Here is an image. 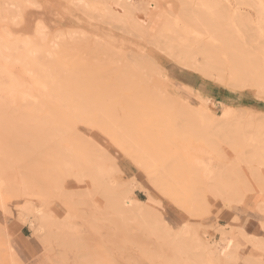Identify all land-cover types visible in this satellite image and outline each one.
<instances>
[{
  "label": "rangeland",
  "instance_id": "374dc122",
  "mask_svg": "<svg viewBox=\"0 0 264 264\" xmlns=\"http://www.w3.org/2000/svg\"><path fill=\"white\" fill-rule=\"evenodd\" d=\"M93 1L92 4L94 5L95 3L97 6L94 5L95 7H93L89 3V12L86 13L80 0H0V45H5V47L9 43L11 45L12 40L9 38V32L19 36L21 32L27 31V23L34 19H40L48 28V32L45 34L50 35L54 42L59 45L61 40L65 41V43L69 41L63 48L66 49L67 47L68 49V45L71 47L69 51L73 52L74 62L78 61L81 63L83 61L81 58L86 55L82 62L83 64L78 62L76 64L83 66L88 62L85 60H89L90 64L99 63L101 67L104 64L102 74L92 75V79L95 81L104 79L103 81L108 82L112 76V80H114L113 78L120 74L118 73V68L120 67L121 72H124V67L130 63V59L133 60V64L140 61L139 63L144 66L141 62L143 58L146 60V65L150 66L148 68L145 65L146 69L141 74L148 78L144 77L146 80L145 87H151V89L148 87L147 91H152V86L159 81L165 88L164 93H169L176 103L182 107H189L198 116L199 113H203L202 110H198L200 100H208L210 105H214L211 109L215 115H219L224 107L234 109L235 115L233 118L238 122H242V131L240 133H250L251 129L249 130V126L251 124L264 125V113L259 112L264 111V94L257 93L251 88L242 90L234 86H226L217 80L206 78L199 70L194 71L180 63V45L170 46L165 37L163 38L160 35L157 37V32L154 31L162 21L163 15L160 8H149L148 5H144L143 0H133L132 9H134L133 11L138 17H135L134 13L133 15L123 13L118 19L113 18L112 20L110 19L111 17L107 16L109 14L108 10L101 5L103 2L101 0ZM97 1L99 2L97 3ZM245 1L248 3H245ZM250 1L256 3V0H241V3L239 0H217V2L215 1L216 5L212 6L215 3L213 2L210 7L213 9L211 11L216 13L218 10H222L225 14L229 13V18L233 17L231 14L236 15V11L243 12L251 21L250 25H245L247 28L241 27L246 32L244 34L247 42L255 50L259 49L258 52H263L264 39L262 38L264 37H258L256 33V30L261 28L258 12H255L253 6H250ZM259 1L264 3L263 0ZM191 3L192 9L198 7L195 0ZM28 4H37L40 7L30 9L26 7ZM167 5L174 7L173 13L176 15H172V18L176 26L181 28L183 26L182 22L186 23V20L178 17L182 7L180 0L163 1L162 7L167 8ZM263 5H258L260 11ZM262 12L264 15V10ZM216 13L214 15L216 18L214 16L212 20L210 18L212 22L214 19H216L215 21L220 20V15L217 19ZM212 15L210 13V17ZM189 16H191V13ZM224 17H227V15ZM186 18L190 19V17ZM195 20H191V24ZM225 20L229 23V19L225 18L219 21L221 27H226ZM244 21L246 22L245 19ZM222 23L224 24L222 25ZM188 24L191 25L190 22ZM197 24L199 29L196 27L198 30H194L186 23L189 30L195 31L194 33L197 36L202 37L205 34L206 37L201 39L203 43L205 41L204 44L208 43L207 46L209 48L217 47L214 44L215 40L213 39V41L210 38V35L215 38V35L213 34L212 36L211 34L212 31L207 27L204 29V26L199 22ZM122 25H133L134 28H137L136 31L132 32L134 35L130 36L131 34L125 32V30L124 34ZM74 30L76 31L74 32ZM199 30L205 33L202 34ZM154 35H156V40L153 37ZM85 36L88 42L85 41ZM199 37L196 38L195 36L196 39L194 40L196 41ZM67 38L68 41H66ZM181 39H184V37ZM207 39H210V43ZM211 40L213 41L212 44ZM197 41L199 42V40ZM197 41L194 46L198 43ZM73 42L75 44L70 46ZM203 43H198L200 48ZM77 44H79V47ZM74 45L75 47L72 48ZM87 47L88 49H86ZM103 47H105V51ZM108 47L111 50L113 49V51L109 50ZM84 49L85 51L82 52ZM202 49L205 50L204 47ZM95 50H97L96 53ZM220 50L216 49L214 52L216 53L215 55L220 56L219 61L220 59L223 61L219 63L218 58H213L215 56L214 52L210 51L213 55L212 60L218 62L217 65H220L221 68L223 67L225 69L223 71L227 73L229 71L227 69H231L232 63L227 60V53L224 50L219 53ZM67 51L61 52L62 57H60L64 58L65 53H68ZM70 52L65 57V60L70 59L73 62ZM113 52L114 54H112ZM100 53L102 55H99ZM200 53V56L196 55L197 61L207 63L202 57L203 51ZM129 56L131 58L128 59ZM136 58L137 60L135 61L134 59ZM110 59L111 61H109ZM152 59L154 60L153 63H148ZM5 60L7 61L6 69H0V155L5 158L9 167H12L8 168V172H11L8 173L10 179L15 180V178H18L20 181L22 178H27V182H34L31 188L33 192L24 193L25 191L21 185H14L8 199L11 214L4 212L0 208V238L4 237V233L7 234L14 254L20 260V264H80L81 260L79 261L77 258L81 259L79 255H86L88 253L87 249L91 252L94 262L98 264H198L201 261V252L191 247L193 246L192 244L187 248H183L184 250L179 251L180 253L168 249L167 245L173 239V235L178 232L183 233L184 241L189 242V237L193 230L202 236L206 232L204 236H207L208 242L220 244L219 248H221L223 260L215 264H226L228 261L226 254L231 252L233 247L227 243L228 237L222 236L220 231L223 229L232 230L238 243L235 253L241 251L242 260L236 264H254V262L260 261L261 256L264 259V253L259 251V243H256L257 240L264 241V214L262 212L264 198L262 195L258 196L259 202L257 201L256 205L252 207L250 204L248 205V201L252 198L254 199V195L253 193H248L245 195L246 199L242 204L236 203L225 207V204L219 200L214 201V205L210 206L211 212L208 215L200 216L187 213L174 199L167 197L152 183V180L146 176L142 168L129 156V152L124 150L121 142L106 133L101 124L97 125L90 121L84 122L77 118L74 107L68 101L62 100L55 94L51 86L46 90L36 89L28 77V69H26L16 54L8 56ZM145 60L143 61L144 63ZM47 62L50 63L49 60ZM74 62L71 64H74ZM154 63L155 65H153ZM49 65L51 64H46L48 67ZM105 65H109L112 72L109 70V66H106V68ZM151 65L153 66L151 67ZM43 66L45 65L43 64ZM154 67L156 69L157 67L159 68L158 70L162 74L161 77L159 76L160 74L154 73L157 71L151 72L152 74L149 73L150 70H154ZM104 73H107L108 77L105 74L103 78ZM262 79L264 86V76ZM199 82L206 84V88H195L192 86ZM167 97L170 98L169 95ZM202 118L203 120L206 119L201 116ZM207 123L209 125L214 124L211 120ZM133 133L137 135L136 129H134ZM197 135L199 137L194 135L193 140L192 135H189L187 140L179 138V147L182 151L187 152V156L192 161L194 160V163L198 166L202 165L205 174L209 175L210 178L215 174V168H217L215 172L218 171V165H222V161L225 162L226 160L227 163H234L236 160L235 156L239 157L240 155V153L234 152L231 147L225 145V138H223L222 143V138H218L215 143V140L208 139L211 136L203 138L204 135ZM81 136H83L82 142L85 144L84 147L86 149H80L83 151L82 154L86 155L81 157V163L78 161L80 164L77 165L75 164L77 163V148H74V145L78 140H81ZM212 138L214 137L212 136ZM135 139L137 140L136 137ZM197 139L200 141L197 142ZM34 140L37 143L35 145H33ZM128 141L132 140L128 139ZM261 141L260 145L264 147V132L262 133ZM30 143L32 144L30 145ZM209 145L210 148L208 147ZM30 146L33 147L31 148ZM154 147L157 148L158 146ZM188 148H191L192 151ZM171 149L174 151L173 148ZM251 149L252 147L248 146L242 151L244 154H249ZM223 153L227 155H223ZM221 154L223 155L222 157H220ZM89 156H91V159L93 158L94 164L88 161ZM74 160L76 161L74 162ZM95 166H101L108 173L107 178L110 182L122 185V188L117 190L119 193L125 192L123 191L124 185L131 188L136 186L137 188H134L132 196L142 201L140 210L137 211L132 207H127L122 214L123 217L114 212L115 209H111L113 207L112 201H108L109 197L105 195L103 188L98 187L99 185L93 181L94 178L92 176L95 172ZM63 170L66 172L64 171V173ZM245 172L248 176L246 169ZM262 172L264 174V168H262ZM81 174H84L83 178H79ZM33 193L37 194L38 197L30 198ZM64 194H66V200L71 201L69 206V202L67 204L64 198H60ZM147 196H149L151 201L147 200ZM58 197L61 202L58 201ZM30 201L35 203L38 208H42L45 215L53 213L55 219L61 224H65L67 221L66 217L70 212L68 209H72V205L73 208L76 207L77 210H71V213L72 211L77 213L76 216L73 213L72 217L75 218H72V223L77 226L79 234L76 233L75 236H70L75 238L71 240V243L78 248L72 245L66 247L59 239L60 243L56 240L55 245L53 243L54 248L50 252L43 242V235H38L33 228L29 227V224L24 225L18 219L21 207ZM148 203H151L149 207H147ZM158 216H161V219ZM162 219L164 220L163 223L175 232L174 234L162 225ZM33 221L36 225H40L39 221L34 218ZM251 226H254L253 231L250 228ZM158 227L161 228L159 231ZM197 260L200 261L197 263ZM2 261L0 259V264H3Z\"/></svg>",
  "mask_w": 264,
  "mask_h": 264
},
{
  "label": "bare ground",
  "instance_id": "6f19581e",
  "mask_svg": "<svg viewBox=\"0 0 264 264\" xmlns=\"http://www.w3.org/2000/svg\"><path fill=\"white\" fill-rule=\"evenodd\" d=\"M89 1L80 0V2L83 3V10L86 13L89 12L88 4H92L93 2H95L93 0H91V2ZM101 1L103 2V4L101 5H103L104 8L109 12L107 16L111 17L110 19L112 20L113 18L118 19L123 13L128 15H133L134 13V9H132L133 0ZM143 1L144 5H148L149 8L158 7L162 10V21L154 31L157 32V37L159 35L163 38L165 37L168 40L170 46H176L177 44L180 45V63L186 65L194 71L199 70L200 73H202L206 78L217 80L218 82L226 86H234L242 90L251 88L257 93L264 94L262 79L264 76V51L258 52L259 49L255 50V48L251 47L247 42V38L244 34L245 30L243 29V31L241 27H246V24L250 25L251 21L243 12L236 11V15L231 14L233 17L229 18V13L225 14V12H222V10H218L219 12L217 11V13L211 11L213 9L212 7H210V5L215 1L217 2V0H213L212 2L211 0H195L198 7H195L193 9L191 6V2H193V0H180L182 7L180 8L181 13L179 12L181 15L178 14V17L185 19L187 25L194 30L197 29L196 27H198L199 29V26L197 24L199 22L204 26V29L205 27H207L212 31V36L213 34L215 35V38H212L211 35L210 38L212 40H215H213L215 42L214 44H216L218 48L214 46L211 49L207 46L208 43L206 42L207 44H204L205 41L203 43L201 39L202 37H206L204 34L205 32L202 33L201 30H199L200 33L204 34V36H197L196 33H194L195 31L189 30V27H187L186 23H184V21L182 22V20L180 19L179 20L183 23V26H181V28H178L176 26L175 21L172 18V15H176L173 13L174 7L172 5H167V8L162 7L163 1L165 0ZM240 1L241 0H239V2ZM258 1L256 0L257 4L254 1V3L250 1L249 4L251 7L253 6L255 12H258V19L261 24V28L259 30H256V33L258 37L262 38L264 37V15L262 12L264 10V5L263 8L261 7V11L259 6H262V4L264 3L259 1L260 4H258ZM98 2L99 1H97V3ZM216 2L213 3L212 6L216 5ZM245 3L248 2L245 1ZM94 5L97 6V4L95 3ZM94 5L93 7H95ZM218 5L220 4L218 3ZM209 11L213 14L212 17H210ZM190 13L191 16H189ZM215 13L217 19L220 15V20L215 21L216 19H214V21L212 22L211 20ZM222 13L224 14V16L227 15V17L222 16ZM182 15L184 17H190V19L186 17L184 18ZM135 17L138 16L135 15ZM214 18L216 17L214 16ZM225 18L229 19V23L225 20L226 27H221V23H219V21H222ZM193 19H196L193 22L194 25L193 23L191 24V20ZM244 19L246 20V22L244 21ZM189 22L192 26L188 24ZM223 24L224 23H222V25ZM122 27V32L124 33L125 30V32L131 34L130 36H132V32L136 31L137 29L134 28L133 25H122ZM207 28L206 30L208 31ZM75 31L76 30H74V32ZM200 33H198V35H200ZM195 36L196 38H200L197 39L199 40V42L196 40L199 44L203 43L201 45V48L199 47L198 43H196V46H194V43L196 42L194 40L196 39ZM153 37L156 40V35H154ZM182 37H184V39H181ZM41 39L44 41L42 46L43 50L38 57L35 55V50L32 48H18L19 42L17 40H12V44L10 45L9 43L8 46L6 44V47L5 45H0V69L5 70L7 65V61L5 59L8 56H13V54H16L17 57H19V59L23 62L26 69H28V77L31 79L32 85H34L36 89L46 90L49 86H51V89L55 94H57L62 100L65 99L66 101H68V103L74 107L77 118L84 122L90 121L97 125L101 124L104 127L106 133L110 134V136L115 139L117 138V140L121 142L124 150L129 152V156L134 159L139 167L142 168L146 176H148L150 180H152V183H154L155 186L159 188L167 197L174 199V201L178 203L184 211L189 214H197L202 216L210 214V206L212 207V205H214V201L221 200L225 205L227 204V206H230L236 203H244L246 199L245 195L248 193H253L254 199L258 202L259 195H262V197L264 198V174L262 172V168H264V147L260 145V143L262 142V133L264 132L263 124H251L249 126V130L251 129L250 133H240L242 131V122H238L235 118H233V116L235 115L234 109L232 110L230 108L224 107L219 115H215L213 114L214 111L212 112L211 109L214 107V105H210V102L208 100H200L198 110H202L203 113H199L198 116L197 113L192 111L189 107H182L178 103H176L173 100L174 98L172 99L169 93H164L165 88L159 81H157L158 83L155 82V85L152 86V91H147V88L150 87H145V78L147 77L145 75H141L143 74L142 71H145V67L147 66L146 60L143 58L141 62L144 64V66L146 65L145 67L141 63H139L140 61L133 64V60L130 59V63L126 64L124 67V72H121V69H119L120 67L118 68L119 72H117L120 74H117L113 78L114 80H112V76L108 82L103 81L104 79H101L102 81H95L94 79H92V75L102 74L104 64L101 67L100 64L96 62L90 64L89 60H85L86 62H88L83 66L76 64L78 61H73V52L71 51V53L69 51L71 47H69L68 45V49L67 47L66 49L63 48V46L67 45V43L69 42L68 38L66 39V41H68L67 43L61 40L62 43L60 42L59 45L53 41L50 35H47L45 33L42 34ZM86 39L87 37L85 36V41H87ZM81 40L83 41V39ZM212 40L211 44L213 42ZM207 41H209L210 43V39H207ZM74 42L71 43L70 46L72 44H75ZM79 44H77V46ZM205 46H207L208 48ZM209 46L212 47V45L210 44ZM74 47L75 45L72 48ZM202 47H204L205 50L202 49ZM57 48L59 49V51ZM104 48L105 47H103V49ZM79 49L81 50V48ZM86 49H88V47ZM216 49H221L219 53L224 50V52H226V55L228 56V58L226 56L227 60H230V62L232 63L231 69H227L229 70L227 71V73L223 71L225 70L223 69V67L221 68L220 65H217L218 62L220 63V61L223 60L220 59L219 61L220 56L215 55L216 53L214 52V50L216 51ZM97 50H95V53ZM64 51H67L68 53L70 52V56L72 54L71 57L74 64H71L73 62H71L70 59L65 60V57H67L68 53H65V57L61 58V52L63 53ZM84 51L85 49L82 50V52ZM111 51H113V49ZM202 51V57H204V61L206 60L207 63L197 61L196 55L198 54L200 56V52ZM210 51L214 52L213 54L215 56L213 58H218V62L212 60L213 55ZM114 52L112 54H114ZM99 55H102V53H100ZM221 56L223 57V55ZM84 57L81 58L83 61ZM129 58L131 57L129 56L128 59ZM137 58L134 60L136 61ZM47 60H49L50 63L47 62ZM144 60L145 63L143 62ZM109 61H111V59ZM153 61V59L152 61L149 60L148 63L152 64ZM45 63L51 65H49L48 67ZM43 64L45 66H43ZM153 65H155V63ZM153 65H151V67ZM106 66L107 65H105V67ZM147 67L149 68L150 66ZM110 69L111 67L109 66V70ZM158 69V67L157 69L156 67H154V70H150L149 72L148 69L146 71H148L149 73L157 71L154 73H157L158 75L160 74L159 76L161 77L162 74ZM107 73L103 74V78ZM111 75L113 74L111 73ZM149 89H151V87ZM167 95H169L170 98H168ZM200 115L204 117V119H206H201ZM210 120L214 122V124H211L213 126L207 123ZM134 129H136L137 135L133 133ZM197 134L202 136L204 135L203 138H205V136H211L208 139H212L213 141L215 140V143L218 138H222L221 143L223 142V138H225V145L231 147L234 152L240 153V155L238 154L239 157L235 156L236 160L234 161V163H227L226 160L225 162L222 161V165H218V171L215 172V169L217 170V168H215V174L210 178L209 175L205 174L203 166H198L196 163H194V160L192 161L187 156V152L182 151L179 147V138H185V140H187L188 136L192 135L193 140L194 135L199 137ZM212 136L214 138H212ZM135 137L137 138V140L135 139ZM80 138L81 140H78L74 145V148H77V163H75L77 165L81 163V157H83V155H86L82 154L83 151H81L80 149H86V147H84L85 144L82 142L83 136H81ZM128 139H131L133 142L128 141ZM189 141L191 142V140ZM198 141L200 140L197 139V142ZM33 143V145L37 144L36 140H34ZM31 144L32 143H30V145ZM154 146H158V150ZM218 146L220 145L218 144ZM248 146L252 147V149L249 154H244L242 150H244V148ZM208 147L210 148V145ZM171 148H173L174 151H172ZM220 148L219 150L221 153ZM87 153L91 155L90 152L87 151ZM223 155L227 154L223 153ZM223 155L221 154L220 157H222ZM75 161L76 160H74V162ZM88 161L91 164H94L93 158L91 159V156L88 157ZM8 168L10 169L12 167H9V165L6 163L5 158L0 155V208L4 212L11 214L8 199L9 194L14 188V185H21L25 191L24 193H26L32 191L31 188L33 187L34 182H27V178H22L20 179V181L18 180V178H15V180L10 179V177H8V173L11 172H8ZM94 168L95 172L92 176L94 178L93 181L99 185L98 187L103 188L102 190H104V192L106 193L105 195L109 197L108 201H112L111 203L113 207H111V209L114 208V212L122 215L127 207H132L137 211L140 210L142 201L132 196L134 188H137L136 186L131 188L127 185H124L123 191L125 192L119 193L117 190L121 189L122 185H119L116 182H110L107 178L108 173H106L103 168H101V166H95ZM245 169L248 172V176L245 172ZM64 171L65 170H63V172ZM83 176L84 174H81L79 178H83ZM34 197H38V195L34 193L30 195V198ZM147 197V200L151 201L149 196ZM60 198H64V201L68 204L69 201H67L68 199L66 200V194H64V196L61 195ZM60 198L58 201L61 202ZM70 202L68 206L70 205ZM151 203H148L147 207H149ZM75 209L76 207L73 208V205L72 209H68L70 210V212L66 217L67 221L65 224H61L58 223L57 219H55V215L53 213L51 215H45L42 208H38L35 203L30 201L21 207V212L18 219L24 225L29 224V227L31 229L33 228L38 235H43V242L46 245V248H48V250L51 252L54 248L53 243L55 245V241L57 240L58 242L59 239L66 247H69L71 245L76 246L71 243V240L75 238L70 236H75L76 233L79 234L77 226L75 225V223H72V218L75 217H72L74 211H72L71 213V210ZM262 212L264 214V208ZM74 214L76 216L77 213ZM158 214L160 213L158 212ZM158 217L161 219V216ZM33 218L39 221L40 225H36L33 221ZM163 222L164 220L162 219V225L168 231L173 232ZM160 229L161 228L158 227V231ZM197 231L199 230L197 229ZM220 232L222 236L228 237L227 243L231 247H233V250L226 254V256L228 257V261L226 262V264H236L238 261L242 260V257L241 251H237L235 253V249L237 248L238 243L235 240L234 234L230 229H223ZM174 233L175 232H173V234ZM205 233L206 232H204V234ZM204 234L202 236L198 234V232L193 230V233L189 237V242H186L184 241L183 233H175L173 235V239L169 243H167L168 249L180 253L182 250H184L183 248H187L190 244H192L193 246L191 247L201 252V258L199 256L201 261L197 260V263L198 261H200L198 264L220 263L223 260V254L221 253V248H219L220 244L216 242H208V239L206 238L207 236L205 237ZM58 243H60V241ZM256 243H259V251L264 253V241L262 242L257 240ZM87 252L90 254L86 253V255L84 256L79 255L81 259L77 258L79 259V261L81 260L80 264H98L97 262H94L93 256L91 255V252L88 251V249ZM0 259L3 260V264H20V260L16 257V254H14V250L10 243V238H8L7 234L5 233L4 237L0 238ZM254 264H264L263 257L261 256L260 261L254 262Z\"/></svg>",
  "mask_w": 264,
  "mask_h": 264
},
{
  "label": "snow or ice",
  "instance_id": "6c2138e0",
  "mask_svg": "<svg viewBox=\"0 0 264 264\" xmlns=\"http://www.w3.org/2000/svg\"><path fill=\"white\" fill-rule=\"evenodd\" d=\"M30 9H36L40 6L37 4H28L26 6ZM27 31L21 32L19 36L9 32V38L11 40H17L18 48H32L35 50V55L38 57L43 50L44 41L41 39L43 33L48 32V28L45 23L40 19H34L30 23L26 24ZM227 207V204L225 205Z\"/></svg>",
  "mask_w": 264,
  "mask_h": 264
},
{
  "label": "crops",
  "instance_id": "0c3cea01",
  "mask_svg": "<svg viewBox=\"0 0 264 264\" xmlns=\"http://www.w3.org/2000/svg\"><path fill=\"white\" fill-rule=\"evenodd\" d=\"M184 82H187V81H184ZM187 84H189V83H187ZM192 86H194L195 88H198V87H202V88H206V84H203V83H201V82H199L198 84H193ZM197 90V89H196ZM232 93V92H231ZM234 93H236V92H234ZM260 99V98H259ZM264 101V100H263ZM259 112H261V113H264V111H259ZM249 203H248V205L250 204V206L252 207V206H255L256 205V203H257V201L255 200V199H250L249 201H248ZM25 228V227H24ZM23 228V229H24ZM251 229H252V231L254 230V226L252 227H250ZM23 229H22V231H23ZM21 234H23V233H21ZM32 251V250H31ZM30 251V252H31ZM39 263V262H38Z\"/></svg>",
  "mask_w": 264,
  "mask_h": 264
}]
</instances>
